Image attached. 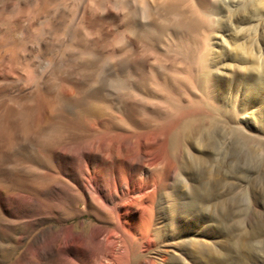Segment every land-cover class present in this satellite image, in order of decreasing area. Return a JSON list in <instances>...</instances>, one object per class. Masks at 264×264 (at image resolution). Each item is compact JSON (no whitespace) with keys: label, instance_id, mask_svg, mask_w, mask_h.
<instances>
[{"label":"rangeland","instance_id":"obj_1","mask_svg":"<svg viewBox=\"0 0 264 264\" xmlns=\"http://www.w3.org/2000/svg\"><path fill=\"white\" fill-rule=\"evenodd\" d=\"M36 1L0 0V264H264V9L150 42L135 0Z\"/></svg>","mask_w":264,"mask_h":264},{"label":"bare ground","instance_id":"obj_2","mask_svg":"<svg viewBox=\"0 0 264 264\" xmlns=\"http://www.w3.org/2000/svg\"><path fill=\"white\" fill-rule=\"evenodd\" d=\"M46 0H37L36 1V5L37 7L38 6H43L44 3H45ZM137 3L133 4L132 5H128L125 6L128 7L127 10L125 11V13L128 15V21L127 22V26L130 28V30H137V29H140L142 31V38L143 39H149L150 42H152V40H157L158 42H160V38H161V34L163 32V30H169L171 33L175 32L176 34L179 33L178 36H180V33H193L194 30H196L201 24L202 20L200 21L199 18H197V16H195V14L198 13V11H196V9L192 8L191 4H193V0H135ZM197 1V0H194V2ZM198 1H203V0H198ZM197 1V2H198ZM235 1V0H234ZM243 1V0H241ZM197 2H195V4L197 5V8H198V5L199 3L197 4ZM239 2V0H238ZM253 2L255 3V6L258 7V10H260V13L262 12V10L264 9V0H253ZM34 4V5H35ZM206 5V4H205ZM47 6V5H46ZM121 6V5H120ZM203 7V6H202ZM211 7V6H210ZM36 8V7H35ZM117 7H115V10H116ZM119 8V6H118ZM117 8V9H118ZM121 8V7H120ZM200 8V7H199ZM198 8V9H199ZM201 9V8H200ZM205 8H203L201 11H203ZM215 9L214 6H212L210 8V10L213 12ZM43 10V9H42ZM98 10V9H97ZM120 10V9H118ZM209 10V11H210ZM216 10V9H215ZM218 10V9H217ZM33 11V9H32ZM200 11V12H201ZM208 13H211L209 12ZM38 12V11H37ZM36 13V12H35ZM123 13V12H122ZM39 14V13H38ZM198 15V14H197ZM213 15V14H212ZM257 15V14H255ZM125 16V15H124ZM145 16H150V21L148 20V23H142L140 24V22L144 19ZM200 16V15H199ZM202 17V16H201ZM258 18V17H257ZM144 21V20H143ZM208 21V20H207ZM126 22L124 25H126ZM145 22V21H144ZM210 22V21H209ZM206 24V22H205ZM213 24V23H212ZM211 26V25H210ZM126 29V28H125ZM168 30L166 33H168ZM129 32V31H128ZM138 33V32H137ZM165 33V34H166ZM161 34V35H160ZM187 34H185V36H187ZM205 34V33H204ZM135 35V34H134ZM139 35V33L137 34ZM160 35V36H159ZM136 36V35H135ZM183 36V35H182ZM181 36V37H182ZM157 37H160V38H157ZM185 38V37H184ZM139 39H141V37H139ZM152 39V40H151ZM159 39V40H158ZM186 40V39H184ZM203 41V40H202ZM146 42V41H145ZM144 42V43H145ZM154 42V41H153ZM210 42V41H209ZM75 44V43H74ZM140 44V43H139ZM138 44V45H139ZM150 44V43H148ZM157 45V42L155 41L154 42V45ZM179 44V43H178ZM84 45V44H83ZM80 46V45H79ZM77 45V48L79 47ZM151 46V45H150ZM153 46V45H152ZM203 46V45H202ZM76 47V45H75ZM88 48L86 47L85 45L82 47V44H81V48ZM146 48H149L145 45ZM81 48H78V49H81ZM85 49V50H86ZM88 50V49H87ZM86 50V51H87ZM178 50V49H177ZM78 51V50H77ZM80 51V50H79ZM82 51V49H81ZM179 51V50H178ZM183 51V50H181ZM83 52V51H82ZM153 52V51H152ZM155 52V51H154ZM206 52V51H205ZM182 53V52H181ZM187 53V52H186ZM185 54V52H184ZM189 55V54H188ZM183 56V55H182ZM252 56V55H251ZM242 57V56H241ZM188 58V57H187ZM238 59V58H237ZM199 65L203 68V65L204 63H208V62H204L205 59L203 60V58L199 57L197 59ZM207 61V60H206ZM131 65H133V63H131ZM206 65V64H205ZM137 66V65H136ZM206 66H209V65H206ZM139 67V66H138ZM207 68V67H206ZM208 71V69H207ZM206 71V72H207ZM205 72V73H206ZM205 73H204V76H205ZM209 73V72H207ZM206 73V74H207ZM203 74V73H202ZM197 75V74H196ZM198 77V76H197ZM206 77L208 76H205L204 78L200 77L201 78V82L202 84L201 85H204L203 83L206 84L207 82V79ZM210 81V80H209ZM208 81V82H209ZM199 82V81H197ZM255 83V82H254ZM209 85V84H208ZM207 85V87H208ZM253 85V84H252ZM264 85V81L262 79H259V82L256 83L255 85L253 86H248V89L247 91L249 92V94H252V95H257L259 94V91L260 89L263 87ZM131 86V85H130ZM129 86V87H130ZM210 87V85H209ZM202 89V88H201ZM203 91V90H202ZM207 92V91H206ZM210 93V92H209ZM92 94V93H91ZM207 95V94H206ZM208 96V95H207ZM27 105V104H25ZM22 107V105H21ZM25 107V106H23ZM89 106L83 108V110H80L78 111V113H76V115L71 118V123L70 125L71 126H75V127H81L82 125V121L81 119L84 118V116L87 115V113L89 114H92L93 112L91 111L92 108H88ZM26 110H22V114H23V117L24 119L26 118L25 121H28L29 119V112H30V108L27 109V107H25ZM94 108V107H93ZM21 109V108H20ZM19 109V110H20ZM95 109V108H94ZM16 111V112H20V111ZM97 112L95 111L94 113H98L99 112V109H97ZM102 110V109H100ZM94 111V110H93ZM193 112V111H192ZM17 114V113H16ZM86 114V115H85ZM12 116H13V111L10 107H3L1 110H0V138L4 139V143H7L8 146L10 147H13L15 146L16 144V141H15V134H14V129H13V126H12ZM21 116V115H19ZM22 117V119H23ZM83 117V118H82ZM14 119V118H13ZM12 120V121H11ZM29 122V121H28ZM27 122V125H31V123H28ZM26 123V122H25ZM116 123V121H115ZM118 124V123H117ZM28 125V126H29ZM27 126V127H28ZM31 129V128H30ZM59 130H60V127L57 126L56 128H52L50 133L52 134V136H54L55 134H58L59 133ZM32 131V130H30ZM25 132V131H24ZM27 132V131H26ZM41 132V131H40ZM39 132V133H40ZM38 133V134H39ZM42 133V132H41ZM40 133V134H41ZM43 135V134H42ZM50 138V136H48ZM173 137V136H172ZM52 138V137H51ZM55 138V136H54ZM1 139V140H2ZM44 139V137H43ZM0 140V142H1ZM174 140V138L172 139ZM178 140V139H177ZM3 141V140H2ZM15 141V142H14ZM174 142V141H173ZM172 142V143H173ZM176 143V142H175ZM174 143V144H175ZM9 148V147H8ZM10 149V148H9ZM13 152V151H12ZM62 242V240H61Z\"/></svg>","mask_w":264,"mask_h":264}]
</instances>
